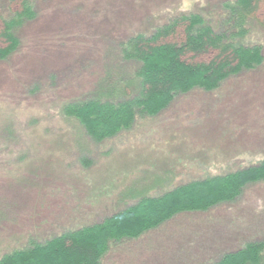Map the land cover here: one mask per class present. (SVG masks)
<instances>
[{
	"label": "rangeland",
	"instance_id": "rangeland-1",
	"mask_svg": "<svg viewBox=\"0 0 264 264\" xmlns=\"http://www.w3.org/2000/svg\"><path fill=\"white\" fill-rule=\"evenodd\" d=\"M237 1L30 0L31 15L13 28L15 48L0 58V257L99 222L142 196L264 161V2L240 30L238 11L229 9ZM16 5L0 0V17L14 18ZM184 15L226 33L224 43L260 48L262 61L215 89L175 95L157 115L138 113L130 128L101 141L64 113L103 81L124 73L133 81L139 62L123 57V45ZM258 241L263 181L231 202L114 242L102 264H212Z\"/></svg>",
	"mask_w": 264,
	"mask_h": 264
},
{
	"label": "trees",
	"instance_id": "trees-1",
	"mask_svg": "<svg viewBox=\"0 0 264 264\" xmlns=\"http://www.w3.org/2000/svg\"><path fill=\"white\" fill-rule=\"evenodd\" d=\"M11 1L17 3L18 9L11 12L15 16L12 19L0 17L3 44L0 58L10 54L17 44L14 26L22 16L32 13L30 0ZM263 2L238 0L229 7L238 11L240 30L246 18H256ZM225 37L226 33L215 32L201 17L193 15L170 20L151 36H133L123 45L122 52L125 59L139 62L136 78L132 81L122 73L114 82L103 81L90 98L66 104L63 111L76 118L94 140L101 141L130 128L138 113L157 115L175 95L195 87L215 89L227 76L262 61L260 48L224 43ZM207 53L211 58L202 62L185 58ZM132 83L136 85L135 92ZM259 181L264 182V161L227 174L189 181L158 196H142L99 222L7 252L0 257V264H102L114 242L138 238L176 214L204 211L231 202L248 184ZM212 264H264V241L226 252Z\"/></svg>",
	"mask_w": 264,
	"mask_h": 264
}]
</instances>
